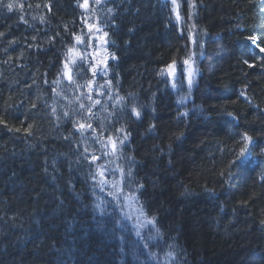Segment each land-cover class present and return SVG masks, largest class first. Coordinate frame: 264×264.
<instances>
[{
  "label": "trees",
  "instance_id": "1",
  "mask_svg": "<svg viewBox=\"0 0 264 264\" xmlns=\"http://www.w3.org/2000/svg\"><path fill=\"white\" fill-rule=\"evenodd\" d=\"M80 2L0 0V264H264V0H182L204 47L188 119L167 97L164 68L191 39L169 7ZM89 25L112 56L64 91L63 57ZM96 78L104 97L82 98ZM242 132L252 143L231 164Z\"/></svg>",
  "mask_w": 264,
  "mask_h": 264
},
{
  "label": "snow or ice",
  "instance_id": "2",
  "mask_svg": "<svg viewBox=\"0 0 264 264\" xmlns=\"http://www.w3.org/2000/svg\"><path fill=\"white\" fill-rule=\"evenodd\" d=\"M170 2H171V4H172V6H173V11H174L175 14H176V18H177V20L181 19V17H180V13H179V4H178L177 0H170ZM97 3H99V0H97ZM191 6H192L193 8L195 7V5H191ZM81 7H85V8H87V7H88V0H84V3L81 5ZM7 8H8L9 10H11V9L13 8V4L9 3V4L7 5ZM109 11H111V10H109ZM92 27H93L92 25H89L90 30H91ZM192 27L194 28L195 25H193ZM104 35L107 36V33H104ZM76 39H77V41L82 42L80 37H76ZM248 39H249V40H252L253 43H255L256 38H255L254 36H253V37H248ZM193 43H195V40H193ZM257 47H259V45H257ZM260 51H261V52H264V48H260ZM100 63L105 65V71H106V63H105L104 61H100ZM184 63L187 64L188 61L185 60ZM244 63H245V64H248V61L245 60ZM249 66L252 67L253 65H249ZM65 67H67V64H65ZM96 67H97L96 65L91 66V71L93 72V75L96 74ZM194 75H195V70L190 71L189 74H188V86H189V88H191V86H192V84H193ZM67 78H68L69 80H71V75L69 74ZM91 83H92V82L90 81L89 84H91ZM110 83H111V82L109 81L108 84L110 85ZM172 86H173L174 88L176 87V83H175V81H173V85H172ZM101 87H103V86H101ZM241 95H243V93H241ZM121 99H122V98H121ZM185 99H186V98H182L181 102L183 103ZM96 103H99V101H96ZM81 107H83V105H81ZM132 112L135 114V116H136L137 118H139V116H140V112H139L136 108L133 107V108H132ZM65 115H67V114H65ZM184 115H187V113H184ZM229 115H231V114H229ZM0 123H3V121H0ZM78 127H79L80 129H84V128H85V124L80 123V124L78 125ZM87 127H88V128H91V125L88 124ZM16 131H19V129H16ZM118 131H120V132L123 133V132H124V129L121 128V129H119ZM127 135H128L127 133H124V139L127 138ZM242 139H243L244 143H243V145L241 146V148H240V150H239V152H238V154H237V156H236V160L231 161V162H230L231 164H235V163H237L238 161L242 163V162L244 161V159L246 158V153L248 152V146L252 143L253 138H252L251 136H249L247 133H244L243 136H242ZM108 140H109V144H110L111 147H112L113 152H116L117 149H118L117 141L114 140L112 137H109ZM123 142H124V140H123V139H120V140H119V145H123ZM105 146L107 147L108 145H105ZM261 152L264 153V149H261ZM95 159H97V157L94 156V157H93V160H95ZM121 172H122V174H123V169H121ZM99 174H100L101 176H103V171H101ZM128 175H129V176L131 175V172H130V171H129ZM222 175H223V173H222ZM229 175H230V174H229ZM113 187L115 188V187H117V186H116V185H113ZM140 187H143V185H140ZM120 191H123V189L120 188ZM110 195H111V193H110ZM131 195H132V194H129L130 197H131ZM149 223L154 224V223H155V218H153L152 220H150ZM157 234L159 235V230H158ZM138 235H139V233H138ZM144 247L147 248V247H148V244L145 243ZM166 255L169 256V257H172L173 259H175L176 256H177V253L175 252V250H172V251H169L168 253H166Z\"/></svg>",
  "mask_w": 264,
  "mask_h": 264
},
{
  "label": "bare ground",
  "instance_id": "3",
  "mask_svg": "<svg viewBox=\"0 0 264 264\" xmlns=\"http://www.w3.org/2000/svg\"><path fill=\"white\" fill-rule=\"evenodd\" d=\"M97 28H99V27L94 25V26L91 28V31L94 30V29H97ZM89 29H90V28H89ZM197 38L200 39V38H201L200 35H197ZM183 41H184V39H183ZM200 49H201V51H203V50H204V47H203V46H200ZM186 52H187V51H186ZM109 81L111 82L110 85L108 84ZM106 83H107V85L110 87L111 91L114 92L115 90H114V83H113V81H112L111 79H109V78H106ZM194 94H195V92L193 93V101H192L191 103H188V104L198 109V106H199V105L196 103V101H194V100H195V99H194ZM167 97H169V98H171V99L174 98V97H176L174 100H175L176 103H179V102L181 101L182 98L188 97V94H187V93H182L181 91L174 90V89H172V88H168V90H167ZM176 103H173V104L176 105ZM148 108H149L148 106L143 107V108H142L143 113H148V112H149V111H148ZM189 116H190V115H184L183 117H184L185 119H188ZM187 121H188V120H187ZM233 133H234V132H233ZM244 133H245V132L240 133V134H239V137H238V140H239L241 143H244V141H243V139H242V136H243ZM234 134H235V133H234ZM137 178H138V177H137ZM137 183H138L139 186H140V185H145V183H144L143 181H142V184H140L141 181H138ZM117 241H119V240L117 239Z\"/></svg>",
  "mask_w": 264,
  "mask_h": 264
},
{
  "label": "rangeland",
  "instance_id": "4",
  "mask_svg": "<svg viewBox=\"0 0 264 264\" xmlns=\"http://www.w3.org/2000/svg\"><path fill=\"white\" fill-rule=\"evenodd\" d=\"M95 2H97V0H95ZM99 2H101V0H99ZM194 16V15H193ZM194 87V83L192 84V88Z\"/></svg>",
  "mask_w": 264,
  "mask_h": 264
}]
</instances>
